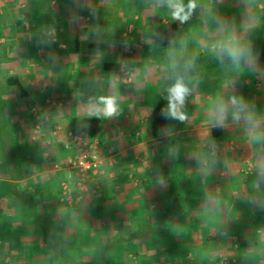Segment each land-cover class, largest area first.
<instances>
[{"label":"crops","instance_id":"1","mask_svg":"<svg viewBox=\"0 0 264 264\" xmlns=\"http://www.w3.org/2000/svg\"><path fill=\"white\" fill-rule=\"evenodd\" d=\"M196 3L184 28L163 0H0V264H264V0ZM232 35L253 59L226 69ZM76 136L105 163L82 186Z\"/></svg>","mask_w":264,"mask_h":264},{"label":"clouds","instance_id":"2","mask_svg":"<svg viewBox=\"0 0 264 264\" xmlns=\"http://www.w3.org/2000/svg\"><path fill=\"white\" fill-rule=\"evenodd\" d=\"M163 3L167 5L170 10L171 17L174 21L180 23H186L193 14V11L197 8L196 0H188L185 5L183 0H163ZM213 51L217 54V57L221 60L227 58L231 63L239 68L242 63L250 64L253 55L251 48L248 45L241 43L235 35L222 36L216 44L213 45ZM173 57L175 53L172 54ZM194 57L191 62H185L184 70L187 71L194 66ZM173 69H177L178 65L173 60ZM168 107L164 111L170 114L171 117L183 122L187 119L184 112L181 111L182 106L185 104L187 96L190 94V88L185 83L183 75H176L175 82L168 88ZM230 104L235 109L232 112L234 120H240L241 114H244V119L249 123H254V117L249 113L244 105L242 98L232 96L230 98ZM229 105L225 103L222 98H217L213 102L214 119L223 124ZM88 115L90 116H103L112 118L120 114L117 98L114 96H101L96 102L90 103L88 107ZM260 175L264 176V163L259 165Z\"/></svg>","mask_w":264,"mask_h":264},{"label":"built area","instance_id":"3","mask_svg":"<svg viewBox=\"0 0 264 264\" xmlns=\"http://www.w3.org/2000/svg\"><path fill=\"white\" fill-rule=\"evenodd\" d=\"M76 154L69 161V167L80 178V186L86 182L89 173L99 172L104 166V160L91 149L82 136L74 138ZM68 147V146H67ZM70 148V147H68Z\"/></svg>","mask_w":264,"mask_h":264},{"label":"trees","instance_id":"4","mask_svg":"<svg viewBox=\"0 0 264 264\" xmlns=\"http://www.w3.org/2000/svg\"><path fill=\"white\" fill-rule=\"evenodd\" d=\"M258 12V11H257ZM262 14V13H261ZM263 14H264V12H263ZM260 23H262V22H260ZM183 25H184V28H186L185 27V23H183ZM263 25H264V23H263ZM263 32V35H260V36H258V38H256L255 40H254V44H253V48L252 49H254V47H259V46H263L264 47V26H263V28L261 29ZM260 30V31H261ZM252 52V51H251ZM165 62V61H164ZM224 64H225V68L227 69H229V68H231V67H233V64L231 63V61H229L227 58H225V61H224ZM210 70L211 71H209L208 73V75H213V69H212V67H210ZM182 112H184L185 113V111L183 110ZM172 121H173V118H172ZM179 121V120H178ZM185 122H186V120L185 121H183V122H181V121H179V124L178 125H174V124H172L173 125V128H174V130L175 131H178V130H181V128H183L184 127V125H185ZM177 145H178V149H180V142H179V139H178V137H177ZM181 151L179 150L178 151V153H177V155H181V153H180Z\"/></svg>","mask_w":264,"mask_h":264},{"label":"rangeland","instance_id":"5","mask_svg":"<svg viewBox=\"0 0 264 264\" xmlns=\"http://www.w3.org/2000/svg\"><path fill=\"white\" fill-rule=\"evenodd\" d=\"M214 56V55H213Z\"/></svg>","mask_w":264,"mask_h":264}]
</instances>
